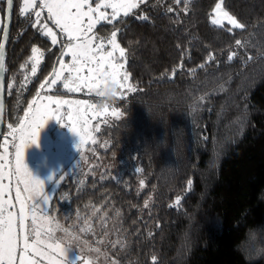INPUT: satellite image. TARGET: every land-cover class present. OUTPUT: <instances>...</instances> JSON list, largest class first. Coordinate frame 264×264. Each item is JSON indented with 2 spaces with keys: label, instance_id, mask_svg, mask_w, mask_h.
Returning <instances> with one entry per match:
<instances>
[{
  "label": "trees",
  "instance_id": "trees-1",
  "mask_svg": "<svg viewBox=\"0 0 264 264\" xmlns=\"http://www.w3.org/2000/svg\"><path fill=\"white\" fill-rule=\"evenodd\" d=\"M220 1L244 28L212 22ZM19 2L5 56L2 138L65 45L33 28ZM5 8L0 0L3 19ZM114 31L136 91L115 103L119 116L100 130L113 165L63 178L49 215L63 225L91 220L100 235L117 220L115 264H264V0H146L96 29L103 38ZM34 47L43 64L19 91Z\"/></svg>",
  "mask_w": 264,
  "mask_h": 264
},
{
  "label": "rangeland",
  "instance_id": "rangeland-1",
  "mask_svg": "<svg viewBox=\"0 0 264 264\" xmlns=\"http://www.w3.org/2000/svg\"><path fill=\"white\" fill-rule=\"evenodd\" d=\"M19 1L20 13V9L24 7V0ZM145 1L146 0H144V2ZM40 2L41 0H37V7L30 9L29 12L33 13V23H35V12L40 11L42 23H47L48 28H51L52 31L56 33L59 41L57 45L63 46L65 44L60 62L55 71L56 73H60V75H53L49 81L46 79L45 83H41L44 87H38V91L36 90L34 92L25 111L20 116V121H8L6 124L5 134L2 138L0 147V160L3 162L0 164V174L3 176V179H0V184L4 186L3 195L0 196V198L7 201L5 208L13 212L17 218L20 216L21 202H23L26 217L24 220L25 227L21 231L17 225V232L21 237L27 236L28 245H34V247H29L28 252L24 253V255L29 260L34 261L35 264H115V261L111 260L110 256L112 252L117 250L115 249L117 245L121 243V237L118 235L117 220L110 222L106 231L100 235V230L98 227L93 226L91 220H82L79 218L69 225H63L58 223V221L54 219V216L52 217L48 213L52 196L59 186L56 181H60L61 183L63 180H61V177L57 178V175L64 167L68 166L65 174L62 176L64 179L68 175H78L83 179L92 172L96 164L103 166V168L113 165V161L104 158L101 153V149L104 148V142L100 140L99 134L106 119L108 117H116L111 115L112 109L116 108L118 111L119 109L115 104H112L108 106L109 113L107 115L102 114L96 118H89L87 127L91 135L84 143H79V134H81V129L84 126L78 118L77 105L75 103L64 104L63 101H87L89 104L96 105L95 111L98 113H103L104 108L102 110L99 109L96 103L97 99L94 96L86 95V90L82 89L81 92L73 93L64 88L63 85L65 80H68L69 77L75 78L77 76V72L73 71L69 73L67 71L68 67L73 63L71 53L67 48L69 43L68 35L62 33L55 27L53 22L48 21L47 9L40 8ZM50 2H58V0H50ZM129 2H135L138 6L141 4L140 0H87V4L84 6L83 10L88 11L89 5L95 9L97 4H100L101 7L99 12H104L108 16V19L112 20V8L103 7V5L105 3L126 4ZM218 4L221 6V11L217 13L215 11V6L212 21L214 19H219L221 23L217 25L228 24L234 27L228 23L223 13L227 12L229 16H234L225 9L222 1L218 2ZM125 11H127V9L122 7L118 8L116 18L123 15ZM2 15L3 14L0 12V29H2L4 24ZM24 15H27V13ZM91 15L94 18V27L90 33H86L91 40V47L93 50L91 54L97 57H107V53L112 52L113 62L117 65L123 64V71L127 72L125 68L127 54L125 51V57L121 58L119 56V48L122 47L118 43L116 35L114 38L115 44L119 47L113 50V45L110 43L113 39V33L107 38H103L96 32L100 24L108 21H97V12H93ZM83 19L86 25L88 22L87 17ZM237 22L239 23L238 20ZM39 27L38 25L36 28L37 31ZM38 32L41 33L40 31ZM114 32L117 34L116 31ZM73 35H80V33H73ZM47 38L51 40L50 37ZM72 43L75 44L77 41L73 40ZM35 48L39 49V52L32 55L29 64L24 68L22 80L19 83L21 87H18L19 91L25 88L24 91L26 92L43 64L44 53L39 47ZM33 65L36 66L35 73L32 71ZM62 65L64 66L63 71H61ZM88 66L89 65L83 63L78 65V67L82 69L79 75H87ZM52 80H56L57 83L52 85ZM128 84L131 85L130 77ZM12 85L13 84H11V86ZM70 87H75V85L70 84ZM58 90H67L70 94L74 95H60L55 93ZM129 92L130 91H127L126 94H121L125 97ZM21 99L22 98H17L18 104L20 105L22 104ZM56 101L60 103L57 105L55 103ZM45 106H47L46 109ZM79 107L82 112L85 106L81 104ZM36 108L46 111V114L41 120L33 122L31 114ZM9 125H11V127H9ZM97 125H99L98 131H96ZM22 127L24 130L23 134L18 131ZM73 128L75 129V133L70 131ZM33 142L36 144H33ZM16 146H21L22 151L21 175L16 174ZM25 171L29 175L36 176L44 181V188L41 196L47 195L49 197L46 211L41 210L45 207L43 204L33 211L31 207L33 200L28 199L33 194L25 191V185L23 183L25 176L22 173ZM49 177H51V179H49ZM17 189L20 191L19 201L15 198ZM36 190L38 192L40 191L39 188ZM9 204L13 205V207L8 208ZM33 216L36 217L35 223H33ZM98 224H102V218L99 219ZM88 233L90 237L86 236ZM112 240L113 244H111ZM19 244L20 248L24 246L23 239L20 240ZM20 248L17 249V257H19ZM17 264H19L18 260Z\"/></svg>",
  "mask_w": 264,
  "mask_h": 264
},
{
  "label": "snow or ice",
  "instance_id": "snow-or-ice-1",
  "mask_svg": "<svg viewBox=\"0 0 264 264\" xmlns=\"http://www.w3.org/2000/svg\"><path fill=\"white\" fill-rule=\"evenodd\" d=\"M144 0H140V3H143ZM183 0H177V3H182ZM7 4L9 9H11L13 5V0H7ZM87 4V0H58V2H50V0H41L39 7L46 8L48 13V21L53 22L55 27H57L62 33H66L68 35L69 43L67 45L68 50L71 53L72 57V65L68 67L67 71L72 73L73 71L77 72V76L75 78L69 77L68 80L64 81V88L68 89V91L73 93L81 92L82 89L86 90L85 94L94 96L96 99L98 97L93 92L94 88H99L102 84L107 83L109 79L115 81L121 90V93L126 94L127 91L135 92V87L128 84L129 81V74L126 71H123L124 65L120 64L117 65L113 62V53L108 52L107 57L105 56H95L92 53L91 47V40L87 36L86 33H90L94 27L93 23V16L91 13L97 12L98 17L96 18L97 21L99 20H106L109 23L112 20L116 19L117 16V9L118 8H125L127 11L124 12V16H128L130 11L136 7L138 4L135 2H129L126 4H115V3H105L103 7H111L113 10L112 20L108 19V16L104 12H99L101 7L100 4H97L96 8L93 9L90 5L88 6V11H84V6ZM37 7V0H24V7L20 9L21 15L28 14L31 17V13L29 12L30 9H34ZM74 10V11H73ZM167 11L171 12L172 9L168 8ZM215 11L219 13L221 11L220 4L216 5ZM223 16L227 19L230 25H233L236 28H244V25L238 23L237 20L229 16L227 12L223 13ZM84 17H87V24H84ZM141 19H147V17H140ZM214 24H220L221 21L219 19H214L212 21ZM38 28L45 37L51 38V44L57 45L59 43L56 33L52 31L51 28H48L47 23H42L41 21V12H35V23H32L31 26L33 28ZM4 32L5 38H7V28L0 29ZM231 31V29H228ZM73 33H80V35H73ZM115 35L116 33L113 32L112 36L113 39L110 41L113 45V50L118 48L119 46L115 44ZM75 40L77 43L73 44L72 41ZM236 45H241L240 40H236ZM101 47V46H97ZM4 48L3 44H0V70L3 68V61H2V50ZM33 54L39 52V49L33 48ZM119 56L121 58L125 57V50L123 48H119ZM229 61L233 59L232 55H229L227 58ZM81 63L89 65L87 67V75L81 76L79 73L82 71L78 65ZM64 70V66H61V71ZM33 73L36 72V66L33 65L32 67ZM54 75H60V73H56L54 71ZM57 82L56 80H52L51 84L55 85ZM70 84H74L75 87H70ZM43 88L44 85H41ZM119 99H123L122 94L120 95ZM57 105L60 103L59 101L55 102ZM64 104L68 103H75L77 105V113L78 118L82 125L84 126L81 129V134H79V143H84L85 140L91 135L89 128L87 127L89 123V118H96L100 115H107L109 113L108 107L103 109V113H98L95 111L96 105L89 104L87 101H63ZM83 104L84 110L80 111V105ZM47 106H45V109ZM46 114V111H43L40 108H36V110L31 114L32 121L41 120L42 117ZM119 111L116 108H113L111 111L112 116H119ZM11 127V125H9ZM99 130V125H97L96 131ZM18 131L23 134V127ZM73 133H75V129H71ZM2 135V133H0ZM22 140V136H21ZM33 144H36L33 142ZM38 145V144H37ZM21 146H16V174L21 175ZM2 160H0V164H2ZM139 171V170H138ZM25 176L23 183L25 185V191L31 192L33 195L30 196L28 199L33 200L31 205L33 211L41 204L45 207L42 208V211L47 210V203L49 197L47 195L41 196L44 188V181L39 179L36 176L29 175L26 171L22 173ZM0 179H3L2 174H0ZM51 179V177H49ZM63 177H61V180ZM57 185H59L60 181H56ZM141 184L143 182L141 181ZM192 181H188V185L191 186ZM3 184H0V196L3 195ZM39 188V192L36 190ZM16 200H20V191L17 189L16 191ZM39 198V199H38ZM7 201L0 198V264H17V260L19 264H35L34 261L29 260L24 253L28 252L29 247H34V245H28L27 243V236L21 237L20 234L17 232V225L19 229L22 231L25 227L24 220H25V208L23 202H21L20 207V216L17 218L15 214L11 211H8L5 208V204ZM179 203V199H177V204ZM147 206V205H146ZM13 207V205L9 204L8 208ZM169 207H173V205H169ZM36 217L33 216V223H35ZM23 239L24 246L20 248V240ZM20 248L19 257H17V249Z\"/></svg>",
  "mask_w": 264,
  "mask_h": 264
},
{
  "label": "water",
  "instance_id": "water-1",
  "mask_svg": "<svg viewBox=\"0 0 264 264\" xmlns=\"http://www.w3.org/2000/svg\"><path fill=\"white\" fill-rule=\"evenodd\" d=\"M12 16H13V5L11 9H9L7 0H6V8H5V19H4V28H7V38L4 36V32L2 33L0 44L4 45L2 50V61H3V68L0 70V133L3 135L4 126H5V56L8 47V42L10 38V30H11V23H12ZM54 71H52L49 76L47 77V81L51 79L53 76ZM0 135V140L2 138Z\"/></svg>",
  "mask_w": 264,
  "mask_h": 264
},
{
  "label": "clouds",
  "instance_id": "clouds-1",
  "mask_svg": "<svg viewBox=\"0 0 264 264\" xmlns=\"http://www.w3.org/2000/svg\"><path fill=\"white\" fill-rule=\"evenodd\" d=\"M93 92L98 97L96 103L97 107L101 110L117 103L121 95L119 85L111 79H109L107 83L102 84L99 88H94Z\"/></svg>",
  "mask_w": 264,
  "mask_h": 264
}]
</instances>
